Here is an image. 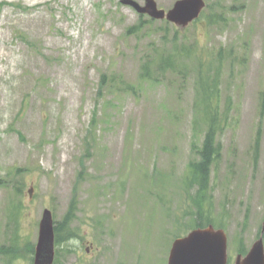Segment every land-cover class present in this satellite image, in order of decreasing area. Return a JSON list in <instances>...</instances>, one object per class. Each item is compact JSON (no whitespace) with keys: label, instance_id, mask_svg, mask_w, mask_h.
<instances>
[{"label":"rangeland","instance_id":"1","mask_svg":"<svg viewBox=\"0 0 264 264\" xmlns=\"http://www.w3.org/2000/svg\"><path fill=\"white\" fill-rule=\"evenodd\" d=\"M175 1L155 0L164 10ZM204 2L182 28L121 0H0V247L20 235L17 257L0 251V264H33L23 245H35L42 210L60 220L72 200L78 237L60 245L68 249L55 264L167 263L179 237L171 225L186 220L180 179L199 143L194 79L137 76L152 49L170 50L174 29L187 44L232 48L241 63L224 69L237 123L219 136L209 208L224 225L227 264L238 246L248 251L264 215V0ZM103 74L134 90L110 92ZM13 201L22 205L16 230Z\"/></svg>","mask_w":264,"mask_h":264},{"label":"trees","instance_id":"2","mask_svg":"<svg viewBox=\"0 0 264 264\" xmlns=\"http://www.w3.org/2000/svg\"><path fill=\"white\" fill-rule=\"evenodd\" d=\"M202 15V13H201ZM200 17V16H199ZM218 18V16H217ZM166 22V21H165ZM168 24V22H166ZM143 27L141 21L129 28L130 31H138ZM171 40L170 50L152 49L151 56H147L142 62L138 71L137 79L139 82L156 81L159 74L170 72L177 75L180 83H185L188 79H194V101H193V128L198 138V145H194L195 155L188 161L186 168L180 179L181 196L185 199L181 218L184 222L175 217V223L171 225L175 236L194 228L205 227L209 224L216 228H223L222 219L217 218L211 213L209 205L212 196L210 191L211 175L216 169L221 159L222 145L219 136L228 128L234 127L237 118L233 115L236 106L232 103L229 95L222 93V79L224 69L229 65L232 69L235 63H240L238 58L233 55L232 48L227 50L217 49L210 51L206 45L197 41L187 44L185 39L177 40V29H174ZM101 85H106L113 90L126 91L134 90V85L126 82L121 76L105 75L101 76ZM260 112L264 109V91L259 94ZM95 120H92L91 128H95ZM259 133L257 130L254 141V157L257 155L259 146ZM156 175L150 177V181H156ZM21 187L17 186L15 192ZM21 202H11L10 215L14 216L13 223L18 225V217ZM76 211L75 200H72L63 217L60 220H54V243L55 258L53 264L57 262L59 253L67 251L69 240L78 237L76 230L72 227L74 213ZM16 232V231H15ZM20 235L14 234L7 247H0V251L7 256L11 262L18 249ZM23 242H25L23 240ZM17 246V248H16ZM27 249L30 260L34 252V245L26 242L23 249ZM237 253L244 254L247 250L243 246L236 248ZM18 253V251H17Z\"/></svg>","mask_w":264,"mask_h":264},{"label":"water","instance_id":"3","mask_svg":"<svg viewBox=\"0 0 264 264\" xmlns=\"http://www.w3.org/2000/svg\"><path fill=\"white\" fill-rule=\"evenodd\" d=\"M140 5L134 0H121L137 12L153 19L186 27L198 18L204 0H176L168 10L156 7L155 0H144ZM54 220L52 211L45 207L38 223V235L34 246L33 264H53L55 257ZM264 215L259 236L252 242L245 255L237 254L233 264H264ZM227 235L223 228L209 224L195 227L185 235L176 237L170 246L166 264H227Z\"/></svg>","mask_w":264,"mask_h":264}]
</instances>
